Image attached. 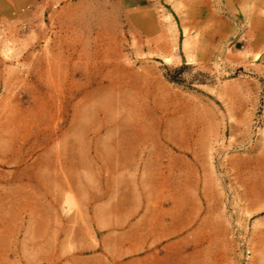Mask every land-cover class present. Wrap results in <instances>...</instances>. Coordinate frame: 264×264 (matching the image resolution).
<instances>
[{
    "label": "rangeland",
    "instance_id": "obj_1",
    "mask_svg": "<svg viewBox=\"0 0 264 264\" xmlns=\"http://www.w3.org/2000/svg\"><path fill=\"white\" fill-rule=\"evenodd\" d=\"M244 1L48 0L0 18V264H111L68 211L112 139L146 152L177 109L200 140V216L119 264H264V207L242 194L264 187V48H240Z\"/></svg>",
    "mask_w": 264,
    "mask_h": 264
},
{
    "label": "crops",
    "instance_id": "obj_2",
    "mask_svg": "<svg viewBox=\"0 0 264 264\" xmlns=\"http://www.w3.org/2000/svg\"><path fill=\"white\" fill-rule=\"evenodd\" d=\"M47 2L0 0V18L7 19L15 13L22 18L29 16L35 13L36 6ZM244 2L247 4L243 18L246 29L241 32L240 48L261 50L264 48V0ZM237 41L232 48L235 49ZM179 114L177 109L172 123H161V137L149 140L146 152L144 144L130 149L112 139L110 152L98 160L95 192L68 211L75 216L79 214L81 222L75 225L91 228L97 245L103 249L95 255L100 262L119 264L135 251L134 243L138 247L156 248L167 242H179L200 216L201 172L194 149L200 140L194 128L186 132L184 117ZM259 130L264 132V112ZM248 185L243 189L244 199L248 200L250 209H261L264 187L254 178L249 179ZM38 217L39 213L34 214V223ZM48 217L49 226L60 220L57 210H50ZM134 227L138 228L136 239L131 236ZM109 236L114 246L106 251ZM33 257L41 255L35 252ZM82 264L87 261L82 259Z\"/></svg>",
    "mask_w": 264,
    "mask_h": 264
},
{
    "label": "built area",
    "instance_id": "obj_3",
    "mask_svg": "<svg viewBox=\"0 0 264 264\" xmlns=\"http://www.w3.org/2000/svg\"><path fill=\"white\" fill-rule=\"evenodd\" d=\"M64 1H66V2H70L71 0H64Z\"/></svg>",
    "mask_w": 264,
    "mask_h": 264
}]
</instances>
